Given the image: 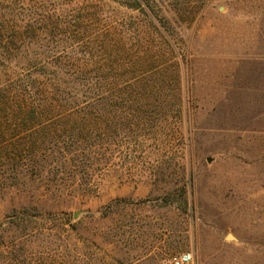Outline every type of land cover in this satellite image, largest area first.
Listing matches in <instances>:
<instances>
[{"label": "rangeland", "instance_id": "374dc122", "mask_svg": "<svg viewBox=\"0 0 264 264\" xmlns=\"http://www.w3.org/2000/svg\"><path fill=\"white\" fill-rule=\"evenodd\" d=\"M0 1L30 38L0 47L2 84L64 36L44 27L61 0ZM161 1L178 69L144 111L113 112L122 129L90 191L0 176V264H264V0ZM183 7L188 20L169 15Z\"/></svg>", "mask_w": 264, "mask_h": 264}, {"label": "trees", "instance_id": "16d2710c", "mask_svg": "<svg viewBox=\"0 0 264 264\" xmlns=\"http://www.w3.org/2000/svg\"><path fill=\"white\" fill-rule=\"evenodd\" d=\"M61 1L45 13L44 27L60 29L64 50L0 84V176L41 179L48 193L86 192L122 129L113 112L122 102L134 115L144 111L142 101L162 92L178 62L161 0ZM169 15L188 20L184 7ZM2 17L0 47H27L29 25Z\"/></svg>", "mask_w": 264, "mask_h": 264}, {"label": "built area", "instance_id": "2783aa9c", "mask_svg": "<svg viewBox=\"0 0 264 264\" xmlns=\"http://www.w3.org/2000/svg\"><path fill=\"white\" fill-rule=\"evenodd\" d=\"M192 261L190 254H182L172 258V264H190Z\"/></svg>", "mask_w": 264, "mask_h": 264}, {"label": "water", "instance_id": "95a60500", "mask_svg": "<svg viewBox=\"0 0 264 264\" xmlns=\"http://www.w3.org/2000/svg\"><path fill=\"white\" fill-rule=\"evenodd\" d=\"M228 239H231V236L230 235L228 236Z\"/></svg>", "mask_w": 264, "mask_h": 264}]
</instances>
